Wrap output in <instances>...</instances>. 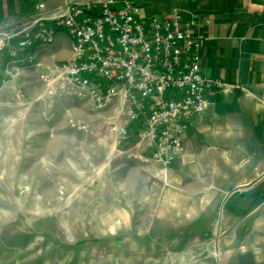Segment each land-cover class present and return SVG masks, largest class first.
<instances>
[{
    "label": "crops",
    "instance_id": "0c3cea01",
    "mask_svg": "<svg viewBox=\"0 0 264 264\" xmlns=\"http://www.w3.org/2000/svg\"><path fill=\"white\" fill-rule=\"evenodd\" d=\"M65 1L0 0V30L18 31L39 10ZM150 4L148 14L181 12L201 41V73L213 82L171 168L164 174L151 167L150 190L139 198L127 235L132 246L122 255L132 254L126 264H264V0ZM31 49V65L6 62L0 51V89L15 98L44 81L41 74L64 76L60 65L72 55L63 30Z\"/></svg>",
    "mask_w": 264,
    "mask_h": 264
},
{
    "label": "rangeland",
    "instance_id": "374dc122",
    "mask_svg": "<svg viewBox=\"0 0 264 264\" xmlns=\"http://www.w3.org/2000/svg\"><path fill=\"white\" fill-rule=\"evenodd\" d=\"M134 1L147 14L155 7ZM37 81L20 98L0 89V264L132 262L122 250L134 208L138 218L151 167L167 173L172 162L134 125L111 132L115 108H95L64 76Z\"/></svg>",
    "mask_w": 264,
    "mask_h": 264
},
{
    "label": "built area",
    "instance_id": "2783aa9c",
    "mask_svg": "<svg viewBox=\"0 0 264 264\" xmlns=\"http://www.w3.org/2000/svg\"><path fill=\"white\" fill-rule=\"evenodd\" d=\"M58 30L72 44L70 59L60 65L66 83L95 108L112 105L117 113L109 130L124 137L136 126L137 136L169 165L213 82L201 73V41L181 12L147 14L134 0H67L39 10L18 31L0 30V51L31 65L34 43H52Z\"/></svg>",
    "mask_w": 264,
    "mask_h": 264
},
{
    "label": "trees",
    "instance_id": "16d2710c",
    "mask_svg": "<svg viewBox=\"0 0 264 264\" xmlns=\"http://www.w3.org/2000/svg\"><path fill=\"white\" fill-rule=\"evenodd\" d=\"M9 59L10 58L8 57V55H6V58L4 60L7 62V61H9Z\"/></svg>",
    "mask_w": 264,
    "mask_h": 264
}]
</instances>
